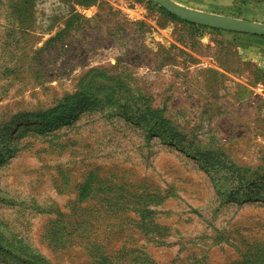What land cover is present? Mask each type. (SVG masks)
I'll use <instances>...</instances> for the list:
<instances>
[{
	"label": "rangeland",
	"instance_id": "rangeland-1",
	"mask_svg": "<svg viewBox=\"0 0 264 264\" xmlns=\"http://www.w3.org/2000/svg\"><path fill=\"white\" fill-rule=\"evenodd\" d=\"M253 37L152 0H0V264H264Z\"/></svg>",
	"mask_w": 264,
	"mask_h": 264
},
{
	"label": "water",
	"instance_id": "water-1",
	"mask_svg": "<svg viewBox=\"0 0 264 264\" xmlns=\"http://www.w3.org/2000/svg\"><path fill=\"white\" fill-rule=\"evenodd\" d=\"M174 16L201 26L228 32L264 37V24L214 15L183 7L172 0H152Z\"/></svg>",
	"mask_w": 264,
	"mask_h": 264
},
{
	"label": "crops",
	"instance_id": "crops-1",
	"mask_svg": "<svg viewBox=\"0 0 264 264\" xmlns=\"http://www.w3.org/2000/svg\"><path fill=\"white\" fill-rule=\"evenodd\" d=\"M188 2L189 6L186 8L195 11L264 24V4L253 0H188ZM253 38L257 39V37ZM262 56L264 52L261 58ZM254 63L257 65V70L264 72V61Z\"/></svg>",
	"mask_w": 264,
	"mask_h": 264
},
{
	"label": "trees",
	"instance_id": "trees-1",
	"mask_svg": "<svg viewBox=\"0 0 264 264\" xmlns=\"http://www.w3.org/2000/svg\"><path fill=\"white\" fill-rule=\"evenodd\" d=\"M256 37V36H255ZM260 38H263V37H260Z\"/></svg>",
	"mask_w": 264,
	"mask_h": 264
}]
</instances>
